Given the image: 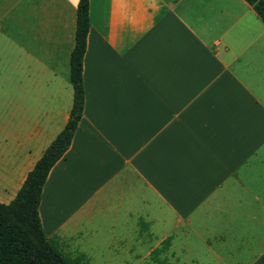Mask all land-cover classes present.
<instances>
[{
	"label": "crops",
	"instance_id": "obj_1",
	"mask_svg": "<svg viewBox=\"0 0 264 264\" xmlns=\"http://www.w3.org/2000/svg\"><path fill=\"white\" fill-rule=\"evenodd\" d=\"M78 3L0 0V44L70 82ZM89 23L83 116L39 205L46 237L72 259L87 240L132 252L152 236L174 259L201 247L215 264H264L262 20L245 0H90ZM28 92L0 124L3 204L73 105L72 85Z\"/></svg>",
	"mask_w": 264,
	"mask_h": 264
},
{
	"label": "trees",
	"instance_id": "obj_2",
	"mask_svg": "<svg viewBox=\"0 0 264 264\" xmlns=\"http://www.w3.org/2000/svg\"><path fill=\"white\" fill-rule=\"evenodd\" d=\"M264 23V0H245ZM90 0H79L75 46L70 55V83L73 105L70 118L28 174L17 196L9 204L0 203V264H78L66 256L56 239L44 233L39 205L51 169L71 145L83 116L85 90L83 61L87 49Z\"/></svg>",
	"mask_w": 264,
	"mask_h": 264
},
{
	"label": "rangeland",
	"instance_id": "obj_3",
	"mask_svg": "<svg viewBox=\"0 0 264 264\" xmlns=\"http://www.w3.org/2000/svg\"><path fill=\"white\" fill-rule=\"evenodd\" d=\"M22 40L24 41L23 36ZM22 44V48L25 47L30 50L34 57L41 55V49L38 45L26 44L25 41ZM12 52L0 44V124L12 121L15 102L24 95L28 100L29 95L32 94L28 92L29 87L35 83L42 86L58 85V87L62 86L63 89L66 87L71 89L69 74L64 73L63 69H59L57 77L50 74H36L35 71H29L26 68L30 62L28 55L23 54L20 59L14 60ZM5 53L6 55L8 53L11 57L7 58ZM101 238L108 243L112 238L116 240L119 237L105 236ZM169 242L170 240H167L163 245L165 246ZM157 243L150 236L145 251L129 252L128 250L115 251L113 248L105 246L102 241L99 245L92 246L87 240L82 245L83 253H71V257L84 254L86 259L80 258L78 264H215L216 262L213 254L201 249V247H194L191 251H177L175 252L177 258L174 259L172 253L164 252L163 245L157 247ZM126 248H129V246Z\"/></svg>",
	"mask_w": 264,
	"mask_h": 264
}]
</instances>
